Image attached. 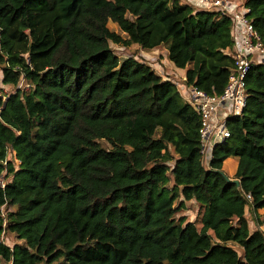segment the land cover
<instances>
[{"label":"trees","instance_id":"1","mask_svg":"<svg viewBox=\"0 0 264 264\" xmlns=\"http://www.w3.org/2000/svg\"><path fill=\"white\" fill-rule=\"evenodd\" d=\"M244 1L264 40V0ZM232 28L182 0H0V69L17 88L0 87V264H264V65L205 167L177 84L111 46L164 48L187 86L221 95ZM190 201L201 227L179 214Z\"/></svg>","mask_w":264,"mask_h":264},{"label":"built area","instance_id":"2","mask_svg":"<svg viewBox=\"0 0 264 264\" xmlns=\"http://www.w3.org/2000/svg\"><path fill=\"white\" fill-rule=\"evenodd\" d=\"M187 2L203 10H221L233 21L234 46L230 54L234 58L235 67L224 92L221 95H212L195 86H186L188 97L185 98L201 116V154L204 166L209 167L215 147L231 136L227 126L228 119L240 116L247 104L249 71L253 65H264V40L248 16L250 8L245 5L244 0H187ZM162 76L165 80H170L169 77ZM184 80L174 82L177 86L186 85ZM247 198L252 200L251 194H248ZM260 228L264 230V226ZM2 241L5 242V231Z\"/></svg>","mask_w":264,"mask_h":264},{"label":"rangeland","instance_id":"3","mask_svg":"<svg viewBox=\"0 0 264 264\" xmlns=\"http://www.w3.org/2000/svg\"><path fill=\"white\" fill-rule=\"evenodd\" d=\"M185 3H188L187 0H182ZM189 4V3H188ZM108 26L115 32L117 33L119 36H121L122 38H128L127 34L124 33L119 26L117 25V23L113 22V21H109ZM112 48L114 49L115 53L117 54V56L123 60L126 57H135V58H141L144 61L148 62L149 64L153 65V68L155 67V69L157 70L158 74H160L161 76L164 75L166 77H169L170 80L173 81H182V77L181 75L176 76L177 74H173V73H168L170 72L169 70L165 69L164 66L167 68L168 62L166 61L167 59V55H166V51L164 48H160L159 52H147L145 50H143L139 45L133 44L129 47H124V46H120V45H116L114 43H111ZM160 56V58H159ZM161 60H163V62H161ZM160 62L163 65H158L157 63ZM156 63V65H155ZM151 65V66H152ZM169 67V66H168ZM163 77V76H162ZM20 87L22 88H28V84L26 83L25 80H22L19 84ZM18 86V87H19ZM187 85L184 84H180V86H178L180 88V90H182L184 92V95L188 97V87H186ZM0 87L3 90L4 94H9L11 92H14L17 88L13 85L10 84H4L3 83V73L2 70L0 69ZM13 153H10V157H12ZM13 157L15 158V153L13 154ZM232 158L235 157H228L225 162H224V171L225 173L230 177V178H234L236 171H232V167H233V162H232ZM236 159V158H235ZM16 160V158L14 159ZM15 162L18 163V161L16 160ZM202 208L194 201H190L187 202L185 207L179 211L180 215H186V217L191 220V221H195L196 224L201 227V218H202ZM261 212V210H260ZM247 216L249 218L250 221V228L252 230L256 229L257 225L255 224V221L253 219V215L251 210H247ZM19 240L16 239V237L13 234H9L6 233L5 234V242L7 243V245L14 247L15 244L18 242ZM240 253H242L241 249L239 247H236Z\"/></svg>","mask_w":264,"mask_h":264},{"label":"crops","instance_id":"4","mask_svg":"<svg viewBox=\"0 0 264 264\" xmlns=\"http://www.w3.org/2000/svg\"><path fill=\"white\" fill-rule=\"evenodd\" d=\"M160 50L159 49H157V50H154L153 52H159ZM165 51H166V55H167V59H166V61L168 62V65H167V68L163 65V64H161L160 62H158L157 64L158 65H163L164 66V68L165 69H167V70H169L170 72H168V73H176L177 75L176 76H179V75H181V77H182V81L186 78V69H181V68H177V67H175V65L172 63V62H170V60L168 59V53H167V50L165 49ZM159 58H160V56H159ZM161 62H163V60H161ZM152 65V64H151ZM155 65H156V63H155ZM169 66V67H168ZM152 67H153V65H152ZM154 69H155V67H154ZM156 70V69H155ZM156 72H157V70H156ZM179 91H180V93L184 96V97H186L185 95H184V92L182 91V90H180V88H179ZM233 157V156H232ZM236 158V159H235ZM235 158H232L233 160H232V162H233V167H232V171L231 172H233V171H236V169H237V165H238V159H237V157H235ZM261 212H262V210H261Z\"/></svg>","mask_w":264,"mask_h":264},{"label":"water","instance_id":"5","mask_svg":"<svg viewBox=\"0 0 264 264\" xmlns=\"http://www.w3.org/2000/svg\"><path fill=\"white\" fill-rule=\"evenodd\" d=\"M234 181H235L236 183H239V182H240L238 179H234Z\"/></svg>","mask_w":264,"mask_h":264}]
</instances>
